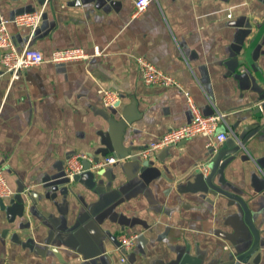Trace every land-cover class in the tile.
Listing matches in <instances>:
<instances>
[{
	"label": "crops",
	"instance_id": "obj_1",
	"mask_svg": "<svg viewBox=\"0 0 264 264\" xmlns=\"http://www.w3.org/2000/svg\"><path fill=\"white\" fill-rule=\"evenodd\" d=\"M0 0L7 19L45 14L31 48L47 58L82 48L90 63H44L18 81L0 62V168L14 195L0 210V264H264V0ZM18 51L29 30L9 25ZM179 81L146 85L137 58ZM100 90L119 95L106 107ZM188 93L203 116L225 115V157L207 185L208 138L198 136L135 156L189 124ZM87 154L121 161L65 178L68 159ZM209 169V173L204 172ZM137 236L122 262L120 236Z\"/></svg>",
	"mask_w": 264,
	"mask_h": 264
},
{
	"label": "built area",
	"instance_id": "obj_2",
	"mask_svg": "<svg viewBox=\"0 0 264 264\" xmlns=\"http://www.w3.org/2000/svg\"><path fill=\"white\" fill-rule=\"evenodd\" d=\"M151 0H137L135 2V14L137 17L147 11ZM47 4V3H46ZM46 4L41 10L17 15L13 20L7 19L0 12V62L4 66L6 72L11 77V83L18 81L23 72L31 67H37L44 63L52 64H69L75 62L90 63L95 58L103 57L104 53L97 47L93 54L87 53L82 48H69L55 50L50 57H46L42 52L32 49L31 42L39 28L46 10ZM15 24L18 27L29 30V39L22 51H18L12 36L9 32V25ZM137 63L141 73V77L146 85L174 87L183 91L182 84L175 78L158 69L154 64L146 58H137ZM106 107H115L119 102V95L109 90H100ZM188 104L194 114L192 121L182 127L173 128L164 134L159 140L150 144V146L140 151L135 156L148 160L152 153L163 150L167 147L181 144L192 138L202 136L209 139L207 147L214 152L218 151V145L227 141L230 137L228 132L220 130L222 124L225 123V115L216 112L211 116H203L195 106L192 97L186 93ZM231 135L237 143L240 139L231 131ZM121 160L114 155L105 157L102 160H96L87 154H76L71 156L66 164L65 178L74 183L75 179L86 172H94L103 168L113 166ZM206 174L209 173L208 168H204ZM14 195L9 187L3 170L0 168V210L2 202ZM137 236H120L117 250L121 253L122 262H127L128 254L134 249Z\"/></svg>",
	"mask_w": 264,
	"mask_h": 264
},
{
	"label": "water",
	"instance_id": "obj_3",
	"mask_svg": "<svg viewBox=\"0 0 264 264\" xmlns=\"http://www.w3.org/2000/svg\"><path fill=\"white\" fill-rule=\"evenodd\" d=\"M245 144H246V140L244 138L243 140L240 139V143L238 144V147L236 148L235 151H231L230 152V151H227V150H220V151L214 152L213 150H210L211 153L213 154L212 158H210L211 159L210 160L211 173L206 179L207 185L212 190H214V191H216L218 193H221V194H223V195H225V196L237 201L241 205L242 209L244 210L246 223L250 227L251 231L253 232L254 237H255V241H254V244H253L252 248L248 252L243 254L241 256V258L238 259V261H240L242 263H244L250 256H252L258 250V248L260 247V233H259V231L256 229V227L254 225V222H253V219H252V213H251L247 203L242 198H240L238 196H235V195H232V194L226 192L225 190H222L221 188L216 187L214 185L213 179H214L215 175L217 174V172L219 170V166H220L221 161L225 157H227L228 155H230V154H232L234 152H238L241 149H243L245 147ZM79 178H80V176L75 179V182H77V180ZM68 182H70V181H68ZM2 205H3V202H2Z\"/></svg>",
	"mask_w": 264,
	"mask_h": 264
}]
</instances>
